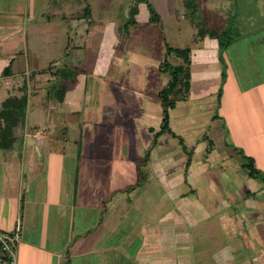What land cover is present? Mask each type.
I'll return each mask as SVG.
<instances>
[{
  "label": "crops",
  "instance_id": "0c3cea01",
  "mask_svg": "<svg viewBox=\"0 0 264 264\" xmlns=\"http://www.w3.org/2000/svg\"><path fill=\"white\" fill-rule=\"evenodd\" d=\"M167 2L178 4L180 15L189 22L177 0ZM102 3L0 0V230L12 233L21 222L17 264H142L141 259L150 262L160 256H174L177 264H264V172L259 178H251L249 172L240 170L248 180L238 197L237 172L224 175L220 167L223 159L212 154L213 139L200 143L205 150L202 160L195 158L197 146H187L184 138L180 140L183 144L178 141L180 149L159 142V136L166 132L157 136L163 118L158 95L168 85L170 75L161 71L163 60H157L156 48L141 46L153 44L152 39L140 43L144 37L131 35L126 49L119 48L120 23L124 19L119 10L115 14L119 24L109 27L114 28L118 57L103 83L100 120L113 127L119 121L129 130L127 158L124 133L110 139L117 140L116 144L107 143L105 134L96 141L86 134L85 145L79 151L70 147L55 149L62 142L76 146L82 139V127L59 111H83L87 78L79 75L76 86L69 85L64 92L57 87L51 96L45 86L49 79L46 77H54L60 66L73 65L71 56L77 57L80 49H87L92 25L106 18ZM261 4V0H254L256 10H250L245 19L252 20ZM146 6L142 11L137 8L131 22L134 26L142 20L152 23ZM231 6L201 11L199 19L210 21L214 28L221 22L237 29L239 37L235 43L243 32L235 13L236 4ZM156 12L160 23L161 16ZM194 34L193 29V42H210L207 50L213 53V57H206L202 54L205 51L199 50L198 58L207 65L219 63L218 41L207 38L198 43ZM64 58L69 61L64 62ZM195 64L192 59L189 94L170 113L182 102L194 99L200 105L208 92L212 95L221 90L222 68L214 73L202 68L204 71L197 75ZM146 101L158 103L162 113H150L144 105ZM46 110L49 114L57 111V118H46ZM61 123L65 124V133L50 135ZM75 152L81 155V169L73 178L63 183L60 166L57 173L51 170L55 176L47 174L46 156L52 157L50 162L62 163ZM248 154L257 162V154ZM139 160L148 168L146 182L158 181L168 204L157 216L154 207H136L137 224L130 232L140 234L142 239L137 257L133 258L126 253L130 234L123 226L124 210L132 201L126 194V184L130 183L124 180V171ZM234 161L244 170L249 163L242 158ZM0 264H7L1 252Z\"/></svg>",
  "mask_w": 264,
  "mask_h": 264
},
{
  "label": "rangeland",
  "instance_id": "374dc122",
  "mask_svg": "<svg viewBox=\"0 0 264 264\" xmlns=\"http://www.w3.org/2000/svg\"><path fill=\"white\" fill-rule=\"evenodd\" d=\"M102 2V7L106 10V13L104 12L106 18L104 22L97 20L92 25L86 45L87 49L78 50L80 53H77V57L76 55L71 56L69 60L73 62V65L60 66L57 68L54 77H46L49 79L45 86L47 92H51V96L57 87L64 92L69 85L76 86L79 75H85L87 78L83 111L72 114L65 113L63 109L59 111L66 119L71 118L77 122L78 127H82L79 131V133H82V139H78L76 146L74 144H63L62 142L54 146L55 149H68L70 147L79 151L85 145L86 134H91L95 141L100 138V134H105L107 136H103L107 138V143L116 144L117 140L110 139H113V135H117V133H124L125 158H127L129 130L124 129L119 121L118 125L113 127L100 120L102 104L104 103V101L102 102L104 97L101 96L104 90L103 83L106 82L105 78L110 73L109 68L113 65L115 58L118 57L115 50L117 42L113 36L114 28L112 30L109 27L119 24L115 21L116 11L119 10L124 14V19L120 23L121 37L118 40L121 45L119 48L126 49V40H129L131 35H137V37H144L140 43H147L145 41L148 39L155 41L153 44L147 43L141 46L148 50L151 46L156 48V56L159 61H165L168 58L170 63H181L180 59L167 57V46L176 49H191L194 54L193 57L191 56V60L193 59L196 62L194 70L197 75L200 71H204L201 70L202 68H208L211 73H214V70L221 67L222 72H225L219 92L212 95H210L212 92H208L205 95L206 100L200 105L192 99L178 104L177 109L171 111L170 131L159 136V142L180 149L178 141L181 144L183 140H180L184 138L187 146H197L198 152L195 153V158L196 160H202L205 157V150L201 149L200 143L206 142L207 144V139H213L212 154L220 155V158L223 159L220 167L224 175L235 174V172H230L233 170L237 172L238 181H236L238 185L236 186H238L237 195L239 197L246 189L245 181L248 180V176L245 175V172L250 170L247 167L245 170L241 169L240 163H237L238 161H234V159L240 160L242 158L248 162L249 159H252L254 168L257 171L259 170L261 176L264 172L263 169L257 167L264 168V146L262 145L264 130V0H261L262 4L258 6L257 13H253L252 20L245 18L249 17L250 10H256V7H253L254 0H201L199 18L201 11L213 8L227 9L235 3V13H237V20L243 32V37L238 39L223 54V61L219 59L220 55L218 53L219 63L214 64L212 62L208 65L206 61L202 62L198 58L200 55H196V53L198 54L200 53L199 50H202L205 51L202 53L204 56L213 57L211 49L207 50L211 47V44H209L210 42L208 45L193 42V29L189 22L180 15L178 4L169 3L167 0H102ZM148 3L155 6L161 16V22L149 23L142 20L134 26L131 22L135 18L136 12H138L136 11L137 8H140L141 11L147 9L146 5ZM96 12H98L97 9H95L94 15L97 14ZM259 14L261 15L258 18ZM106 27H108V30H106ZM161 31L162 35L160 34ZM161 36H163V39ZM64 59L66 63L69 61L68 58ZM231 84L232 87L230 88L229 85ZM211 97L212 99H210ZM48 98L46 96V99ZM144 105L147 106L150 113H162V107L158 103L146 101ZM45 114L46 118H57L58 116L57 111L49 114L46 110ZM65 131V124L61 123L60 126L54 127L50 135L54 133L62 135ZM118 142L121 143V141ZM49 143L53 144V140H50ZM248 152L257 154V162L249 156ZM75 153L73 156H67L62 163L50 162L52 157L46 156V168L49 172L47 174L55 176L53 173L51 174V170L57 173L60 166L59 169H61L64 177L63 183L69 181L74 177L73 174H78V169H81V155L79 152ZM209 155L207 154V156ZM127 166L124 171V180L126 183H130L126 184V194L132 198V201L129 205H126L124 210L123 226L126 229L125 231L130 234L126 244L129 251L126 250V253L136 258L142 239L140 234L136 235L130 232L134 230L133 227L137 224V221H135L138 215L135 211L136 207L142 206L148 209L154 207L157 216L168 204V200L158 181L151 179L146 182L149 172L142 160ZM240 170L244 171L245 174ZM54 178L52 177V180ZM140 262L142 264H177V259L174 256H160L150 262L145 259H141Z\"/></svg>",
  "mask_w": 264,
  "mask_h": 264
},
{
  "label": "trees",
  "instance_id": "16d2710c",
  "mask_svg": "<svg viewBox=\"0 0 264 264\" xmlns=\"http://www.w3.org/2000/svg\"><path fill=\"white\" fill-rule=\"evenodd\" d=\"M182 8L183 15L191 23L195 34L194 41L203 42L210 38L218 41V47L221 61L224 60L223 54L234 44L235 38L239 37V31L229 25L224 26L218 22V27L214 28L210 21L199 19L200 0H177ZM148 8L151 13V21L158 22L159 16L156 10L148 3ZM192 50L191 49H176L167 46V57H175L181 60L179 64L170 63L168 58L160 65V69L164 73L170 75V81L158 95L162 102L163 118L162 127L157 134H163L170 131V110L174 109L177 102L185 100L191 89L192 80ZM225 72H223L224 77ZM183 144V142H181ZM248 170L251 178H259L261 173L253 166V160L249 159Z\"/></svg>",
  "mask_w": 264,
  "mask_h": 264
},
{
  "label": "built area",
  "instance_id": "2783aa9c",
  "mask_svg": "<svg viewBox=\"0 0 264 264\" xmlns=\"http://www.w3.org/2000/svg\"><path fill=\"white\" fill-rule=\"evenodd\" d=\"M22 237V224L19 221L12 233L0 230V252L6 257L7 264H17L16 246Z\"/></svg>",
  "mask_w": 264,
  "mask_h": 264
}]
</instances>
